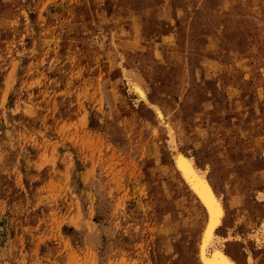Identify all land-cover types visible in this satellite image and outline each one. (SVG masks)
<instances>
[{"label": "rangeland", "instance_id": "1", "mask_svg": "<svg viewBox=\"0 0 264 264\" xmlns=\"http://www.w3.org/2000/svg\"><path fill=\"white\" fill-rule=\"evenodd\" d=\"M180 156L264 264V0H0V264H204Z\"/></svg>", "mask_w": 264, "mask_h": 264}, {"label": "bare ground", "instance_id": "2", "mask_svg": "<svg viewBox=\"0 0 264 264\" xmlns=\"http://www.w3.org/2000/svg\"><path fill=\"white\" fill-rule=\"evenodd\" d=\"M173 134L174 133L171 134V138L173 137ZM178 160L180 161L179 167L183 169L193 187L199 189L201 198L204 197L201 199V203L205 208L206 206L208 207L207 211L210 213L209 224L207 223L206 230H204L200 253L204 264H239L226 251H224L219 244H216L218 243L217 241L221 239L219 238L220 236L217 234L216 229L222 223L225 214V208L221 198L215 193L213 187L208 183L209 181L207 183L203 181V183L200 178H198V176L204 178L205 173H200L195 165H193V159L186 156H180ZM262 228L264 229V225Z\"/></svg>", "mask_w": 264, "mask_h": 264}]
</instances>
